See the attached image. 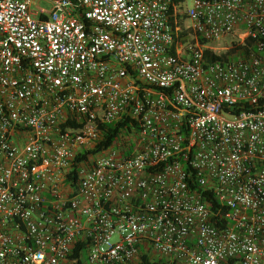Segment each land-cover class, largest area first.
<instances>
[{"label":"built area","instance_id":"1","mask_svg":"<svg viewBox=\"0 0 264 264\" xmlns=\"http://www.w3.org/2000/svg\"><path fill=\"white\" fill-rule=\"evenodd\" d=\"M75 254L264 264V0H0V264Z\"/></svg>","mask_w":264,"mask_h":264},{"label":"trees","instance_id":"2","mask_svg":"<svg viewBox=\"0 0 264 264\" xmlns=\"http://www.w3.org/2000/svg\"><path fill=\"white\" fill-rule=\"evenodd\" d=\"M176 1H182V0H176ZM250 47H251V43L247 42L246 47L240 48L243 50L242 54L244 57H247L251 54L252 48H250ZM235 52H236V50L232 49L230 52L218 56V55L214 54L213 52L207 50L205 52V58L208 61H214V60L227 61L229 59V57H231V55L235 54ZM106 128H107L108 136H107L104 143L99 144V148H102V147L105 148L113 141V138L116 136V134L118 132L119 126L118 125H109V126H106ZM74 258L77 259V262L75 264H81V262L78 260V254H75ZM140 264H162V263H159V262L150 263L145 258H142V262Z\"/></svg>","mask_w":264,"mask_h":264},{"label":"rangeland","instance_id":"3","mask_svg":"<svg viewBox=\"0 0 264 264\" xmlns=\"http://www.w3.org/2000/svg\"><path fill=\"white\" fill-rule=\"evenodd\" d=\"M41 5H43L44 7H49L46 3H42ZM34 5H33V10H35L34 9ZM211 48H212V50H214L216 53H220V52H223V48H224V45L223 44H221V45H214V44H211ZM85 259V258H84Z\"/></svg>","mask_w":264,"mask_h":264},{"label":"crops","instance_id":"4","mask_svg":"<svg viewBox=\"0 0 264 264\" xmlns=\"http://www.w3.org/2000/svg\"><path fill=\"white\" fill-rule=\"evenodd\" d=\"M38 5H39V3H37V2L34 3V6H35L34 9H35V10H36V7H37ZM35 10H34V11H35Z\"/></svg>","mask_w":264,"mask_h":264}]
</instances>
